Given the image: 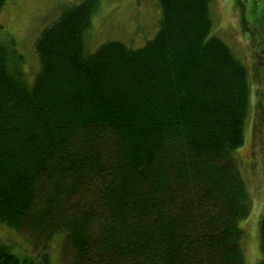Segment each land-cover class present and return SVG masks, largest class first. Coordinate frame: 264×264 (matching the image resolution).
<instances>
[{
    "label": "trees",
    "instance_id": "1",
    "mask_svg": "<svg viewBox=\"0 0 264 264\" xmlns=\"http://www.w3.org/2000/svg\"><path fill=\"white\" fill-rule=\"evenodd\" d=\"M211 3L158 0L144 46L88 52L99 0H82L37 37L33 79L0 42V225L35 246L63 236L64 264H245L249 74ZM260 234L264 264V216ZM0 264L51 258L0 240Z\"/></svg>",
    "mask_w": 264,
    "mask_h": 264
},
{
    "label": "rangeland",
    "instance_id": "2",
    "mask_svg": "<svg viewBox=\"0 0 264 264\" xmlns=\"http://www.w3.org/2000/svg\"><path fill=\"white\" fill-rule=\"evenodd\" d=\"M82 0H7L0 8V42H11L23 56L21 70L33 79L39 70L34 43L61 12ZM212 35L225 41L246 65L250 101L244 126V144L235 160L246 183L250 209L239 221L243 231L240 247L245 264L263 259L260 223L264 216V0H212ZM161 10L158 0H99L85 34L88 52L109 41L140 48L155 37ZM0 240L22 254L48 252L51 264L61 260L63 236L34 245L30 236L0 225Z\"/></svg>",
    "mask_w": 264,
    "mask_h": 264
}]
</instances>
